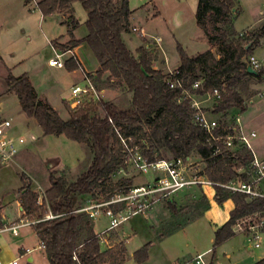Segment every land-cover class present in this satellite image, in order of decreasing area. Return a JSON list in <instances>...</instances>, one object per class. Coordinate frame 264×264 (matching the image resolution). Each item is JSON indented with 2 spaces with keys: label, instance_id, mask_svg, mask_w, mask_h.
Instances as JSON below:
<instances>
[{
  "label": "trees",
  "instance_id": "trees-1",
  "mask_svg": "<svg viewBox=\"0 0 264 264\" xmlns=\"http://www.w3.org/2000/svg\"><path fill=\"white\" fill-rule=\"evenodd\" d=\"M75 2L81 4L87 15L86 35L81 40H74L71 34L78 26L72 17ZM36 8L43 16L68 14L71 41L68 46L55 48L69 50L86 44L99 63L94 75L108 74L109 82L120 80L131 97L125 108L102 100L86 101L80 107L68 108L67 119H62L48 102L37 97L27 75L13 77L8 73L7 92L17 97L21 112L35 121L43 136H64L72 142L87 145L92 154L89 167L73 182L68 183L63 177L51 174L50 187L41 205L29 185H24L21 190V206L31 221L41 220L48 211L55 216L63 215L33 226L49 264H105L107 261L123 264L125 261L123 250L117 257L113 248L101 251L100 240L87 215L72 214L82 206L85 197H96L98 188L103 195L110 193L104 183L125 168L115 128L123 138L130 139V147L142 145L141 154L149 163L168 156L186 161L194 155L206 163L203 176L209 182L226 184L232 180H248L245 173L237 170L247 168L252 158L250 151L236 145L233 152H225L220 144H216L223 153L213 156L209 136L194 122L196 111L191 107V101L184 98L182 89L168 87L169 76L153 69V57L146 48L141 47L133 54L125 44L122 34L128 31L132 14L128 0H40ZM234 8V0H197L196 25L207 37L208 44L218 48V58L211 51L190 57L177 45L180 63L175 72H178L177 78L183 89L198 98L217 90L220 99L215 100L211 113L221 117L233 109L245 110L242 92L246 79L252 77L247 71V57L263 34L262 31L237 33L232 24ZM65 66L70 72L81 68L74 61H67ZM261 75L259 72L258 80ZM88 76L92 79V75ZM195 83L199 85L193 89ZM234 129V125L219 123L214 134L225 136L233 134ZM147 143L150 146L145 149ZM26 179L21 176L22 182ZM129 185L131 181L123 179L114 185V189L126 186L122 193H127ZM214 190L217 205L231 200L234 208L227 222L214 232L213 248L235 235L233 227L238 221L264 208V200H248L244 195L232 194L218 186ZM203 202L204 212L209 204L206 198ZM167 210L173 216L178 212L176 206L170 204ZM148 246L146 244L133 253L137 264L146 261ZM255 264H264V261Z\"/></svg>",
  "mask_w": 264,
  "mask_h": 264
},
{
  "label": "rangeland",
  "instance_id": "rangeland-1",
  "mask_svg": "<svg viewBox=\"0 0 264 264\" xmlns=\"http://www.w3.org/2000/svg\"><path fill=\"white\" fill-rule=\"evenodd\" d=\"M36 1L27 0L25 3V0H0V109L12 122V127L8 131L11 136L34 134L37 138L36 142L27 143L20 150V153L25 150L22 154L24 156L22 166L12 163L0 165V204L10 220L15 219L17 215L14 191L21 187L16 191V196L20 198L22 188L28 183L26 176L33 179L29 188L41 201L50 187L51 174L55 177H63L68 183L73 182L86 171L92 160V154L87 145L72 142L64 136H43L35 121L27 120L28 118L21 112L17 97L7 92L5 81L8 73L13 77L25 74L34 87L37 97L48 102L62 119H67L68 108L71 107L67 101L61 100L69 98L72 86L83 87L86 84L82 79L81 69L69 73L64 68L52 70L47 67V60L53 57L49 42L54 41V44L52 43L54 49H56L54 46H68L71 40L61 42L59 38L67 34L69 24L60 14L43 16L36 8ZM145 1L128 0L130 10L134 11V14L129 21L131 22V27L128 28L130 34L123 33L122 38L133 54L142 42L139 34L131 30L132 27H143L148 35L161 39L156 61L163 71L172 72L179 66L178 44L190 54L205 50L207 44L199 38L202 34L195 20L197 0H155L160 16L147 22H145L144 14L136 11ZM72 7V17L78 23L75 36L78 39L84 38L86 12L79 2L73 3ZM160 49L165 54L164 58ZM152 52L154 55L149 51L152 57H156V51L152 50ZM216 53H218L217 47ZM78 56L82 62V68L92 75L99 63L86 44H81ZM163 59L166 64L163 63ZM107 77L108 74L102 77L92 75V82L99 90V100L112 102L119 108L129 106L131 97L123 83L120 80L109 82ZM202 106L205 108L207 105ZM202 111L205 110L202 109ZM205 113L208 118L220 124L234 125V121L229 116L212 118L208 112ZM141 146H137L139 152L142 151ZM149 146L150 144H145V149ZM161 153L165 154L163 150ZM165 159L172 158L168 156ZM186 163L189 176H202L206 179L203 176L206 167L204 161L192 155ZM21 176L27 178L25 183L22 182ZM154 178V172L142 174L131 165H125L124 169L119 170L104 183V187L111 190L110 193L103 195L101 188H98L96 197H85L82 205L90 201H105L122 194L126 186L114 189V185L120 180L131 181L129 189H132L145 186ZM263 185L264 181L261 186ZM204 198L198 186L172 194L168 199L155 203L146 213L132 216L116 229L109 231L107 235L99 236L101 251L113 248L116 251V257L122 250L125 251L123 264H137L133 253L146 244H149L147 259L142 264H195L194 258L207 249H210V253L204 257L206 264H255L258 262L262 257V251L248 250L246 237L237 232L235 226L233 227L235 235L213 248L214 232L210 223L201 218ZM168 204L176 206L178 212L175 216L167 210ZM114 207L118 209L122 206ZM222 209V212H225L226 207ZM90 220L97 235L109 226V219L104 216L95 220L90 218ZM22 235L23 230H20L19 237L8 232L4 233L3 237L15 248ZM125 240L127 243L124 242ZM118 242L120 243L117 244ZM35 243L36 241L28 240L26 246H34ZM38 256V252L33 254L35 260ZM25 261L23 257L21 263ZM112 263L107 261L105 264Z\"/></svg>",
  "mask_w": 264,
  "mask_h": 264
},
{
  "label": "built area",
  "instance_id": "built-area-1",
  "mask_svg": "<svg viewBox=\"0 0 264 264\" xmlns=\"http://www.w3.org/2000/svg\"><path fill=\"white\" fill-rule=\"evenodd\" d=\"M133 32L142 33V30L134 28ZM242 34H244V32ZM67 61L79 63L78 55L74 49L65 51L53 49V57L48 59L47 65L52 68H63ZM250 66L254 69H259L262 66L264 67V56L261 62L251 61ZM177 75L178 72H169V78L166 83L170 89L181 88L184 98L191 101L190 105L196 111L193 118L194 122L208 134V144L212 149V155L219 156L223 153L221 147L216 144H220L225 152H233L236 145L250 151L252 158L247 168H240L237 170L238 173H245L248 180L246 182L232 180L226 184H218L209 182L202 176H189L187 163L180 158L171 160L162 159L149 163L141 152L138 151V147L136 145L130 147L128 143L130 139L123 138L118 129L115 128L114 132L120 141L124 155L123 165L129 164L138 173L142 174L154 172L155 178L145 186L129 189L127 193L116 195V197H110L105 201H90L72 212V214H86L89 218L94 220L100 216L109 219V226L97 235L98 238L101 235H107L109 231L116 229L121 224L128 221L132 216L146 213L155 203L168 199L172 194L194 186L208 185L213 188L218 186L232 194L237 193L244 195L248 200H264V191L261 190V184L264 181V158H259L253 151L251 141L255 137V134L252 132L245 133L241 129H234L233 134L216 136L214 131L219 129L218 121L212 120L206 116V113L202 111L196 97L183 89L182 82L177 78ZM84 81L86 84L83 87L75 85L70 88L68 104L71 108L80 107L86 101L99 100V90L94 86L88 74L84 75ZM198 85L199 83H195L193 89H196ZM208 96L215 100L220 99V94L217 90H214L213 93ZM11 127V120L5 117L0 109V163L2 165L12 163L25 144L37 141L34 134L21 135L19 137L11 136L8 133ZM37 203L41 205L43 199L41 201L38 200ZM114 206L122 207L116 209ZM62 216L63 215L55 216L48 211L41 220L34 221L33 224L42 221H50ZM235 227L237 228V232L246 237L248 243L247 249L250 251H262L261 260L264 261V208L241 219L237 222ZM19 228L20 225H12L2 231H10L16 236ZM40 247H43V245L41 244ZM30 252V250H26L25 254L27 255ZM205 255L206 253L197 255L193 260L194 263L206 264L204 261ZM7 264H19V258Z\"/></svg>",
  "mask_w": 264,
  "mask_h": 264
},
{
  "label": "crops",
  "instance_id": "crops-1",
  "mask_svg": "<svg viewBox=\"0 0 264 264\" xmlns=\"http://www.w3.org/2000/svg\"><path fill=\"white\" fill-rule=\"evenodd\" d=\"M39 1L40 0H37L35 5ZM234 2H235V8L233 9V16H232V24H233L234 30L237 33L257 32V31L263 32L262 37L260 38L258 43L254 45V47L252 48L251 54L247 57V60L249 62V67H251L250 66L251 61L261 62L262 58L264 56V0H234ZM129 9H130V7H129ZM196 9H197V7H196ZM72 10H73V7H72ZM136 11L139 12V14L140 13L144 14V16L146 17L145 22H147L148 20L157 19L160 16V13H159L158 8L156 6L155 0H146L144 2V4L141 5ZM56 14H60L64 19H67L68 24L71 23V19L69 18L68 14H65V13H56ZM133 14H134V11H132L131 17ZM129 23H130L129 27H131V22H129ZM134 28L142 30V33L137 32V34H139V38H140L142 44L140 47L136 48L135 51H137L139 48L143 47V48H146L148 51H150V53L153 54L154 52H152V50L153 51L155 50L156 51L155 52L156 57H153V69L160 70V71H162V73L164 75L167 76L168 73L171 71H169V70L163 71L162 69L159 68L158 63H157L158 61H156L157 57L159 56L158 48H160V47L158 44L161 43V39L159 37L153 38L152 35H148L146 30L143 27H132L131 30L133 31ZM68 29H69L68 30V32H69L71 30V28L68 26ZM76 29L71 30V34H72L73 39L74 40L83 39V38L78 39L75 36ZM68 32H67V34H65L64 36H61L59 38V40H61V42L71 40V36L69 35ZM200 32L202 35H201V37L199 36V38L203 39V41L207 44V46H205L206 47L205 50L203 52H195V54H190V53H187L186 51H185V53L190 57H194V56L201 54V53H204L206 51H211L218 58V53H216V47L210 46L208 44V41H207L204 33L201 30H200ZM125 33L130 34L129 29ZM52 43L54 44L53 40H51L49 42L51 49L53 51L54 48H53ZM61 44H64V43H61ZM80 47H81V44L78 47L74 48V51L76 52L77 55H78V50ZM160 50H161L162 56L164 58L165 54H164L162 49H160ZM78 59H79V56H78ZM163 63L166 64L165 59H163ZM79 64L81 66L80 69H81V73H82V79H84L85 74L83 75V73H87V72L84 70V68H82V62L80 59H79ZM47 67L52 69V70H61L62 69V68H52V67H49L48 65H47ZM63 68L66 71H68L65 67H63ZM98 68H99V64H98L95 72L98 70ZM251 69L253 71H255V74L249 73L250 75H252V77L246 79L245 89L242 92L243 97H244L245 107H246L245 110L243 112H241V111L233 109V110H230L228 113H226V116H229L230 118H232V120L234 121L233 124L235 126V129H241L245 133H251L252 132L255 134V137L251 141L253 151L255 152V154L259 158H264V67L262 66L259 69H254L251 67ZM75 71H77V70H75ZM75 71H72V72H75ZM68 72L72 73L70 71H68ZM259 72H262V75L258 80L257 77H258ZM94 73L92 75H94ZM87 74H90V73H87ZM69 98H70V96H69ZM69 98L62 99L61 101H67L68 102ZM196 99L198 100L201 109L208 111V115L210 117L214 118V117L222 116V115H213L211 113L212 106L215 104L214 98H209V96L206 95L205 97H200V98L196 97ZM202 105H207V106L204 108ZM27 120L33 121L31 119H27ZM25 135H27V134H25ZM24 152H25V150H24ZM24 152L23 151H22V153L19 152V154L13 160L12 164L22 166L24 164V160H22L24 158V156L22 155V154H24ZM186 160H188V158ZM0 165L3 166L1 163H0ZM26 177L28 178L27 179L28 185H31L33 179L29 176H26ZM20 188L21 187L17 188L16 191ZM198 190H200V192H202L203 196H205V198L209 204L208 210H206L202 213L201 218L208 221L212 227L213 232H215L218 228H220L221 226H223L227 222V220L229 219V214L234 208V204L232 203L231 200H227L221 206L217 205L215 202V190L211 186H208V185L198 186ZM261 190L264 191V185L261 186ZM16 191H14V193H15L14 204H15V210H16V214H17L15 219H11V220L8 219L6 217L4 207L1 206V204H0V263L1 264H7L16 258H19V264H49L48 259H47L46 254H45V251H44L43 247H40L41 243L39 242L38 237H37V233L35 232V230L33 228V226H34L33 222L34 221H31L30 218L27 215H25V213L22 209V206H21V200H20V198H18L16 196ZM174 202L177 203L176 200H174ZM224 207H226V210H225V212H222L223 211L222 208H224ZM222 215H224V216L221 219ZM12 225H20V228L17 231V235H16L17 237H19L20 230H23V235H22L23 237H21V239L17 241V243H16L17 246L15 248L13 247V244L11 245L10 243H8L7 240L3 237L4 233H7V232L11 233V232L10 231H2L3 229L10 227ZM13 236H15V235H13ZM28 240L36 241L35 245L34 246H26ZM120 242H118L117 244H119ZM124 242L127 243V240H125ZM26 250H30L31 252L26 255L25 254ZM35 252L39 253V256L37 257L36 260L33 257V254ZM204 253H206V255L209 254L210 249H207L206 251H204L203 253H200V254H204ZM23 257L26 259L25 263H21V260L23 259ZM30 259H31V261H29Z\"/></svg>",
  "mask_w": 264,
  "mask_h": 264
},
{
  "label": "water",
  "instance_id": "water-1",
  "mask_svg": "<svg viewBox=\"0 0 264 264\" xmlns=\"http://www.w3.org/2000/svg\"><path fill=\"white\" fill-rule=\"evenodd\" d=\"M247 71H248V73L255 74V71H253V70L251 69V67H249V66H248V68H247ZM26 185L28 186V183H27ZM29 261H31V259H30Z\"/></svg>",
  "mask_w": 264,
  "mask_h": 264
}]
</instances>
